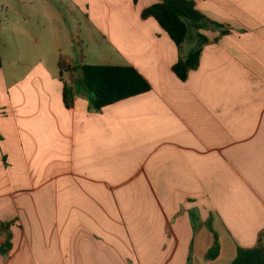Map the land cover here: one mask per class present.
I'll list each match as a JSON object with an SVG mask.
<instances>
[{"label":"crops","instance_id":"0c3cea01","mask_svg":"<svg viewBox=\"0 0 264 264\" xmlns=\"http://www.w3.org/2000/svg\"><path fill=\"white\" fill-rule=\"evenodd\" d=\"M191 1L230 33L191 29L178 47L143 18L162 0H0V264H233L258 246L264 0ZM12 11L42 30L24 33ZM7 32L29 47L64 44L79 64L55 74L40 60L20 76L21 57L5 60ZM200 35L199 68L181 81L174 67ZM84 65L133 67L151 90L92 111Z\"/></svg>","mask_w":264,"mask_h":264},{"label":"trees","instance_id":"16d2710c","mask_svg":"<svg viewBox=\"0 0 264 264\" xmlns=\"http://www.w3.org/2000/svg\"><path fill=\"white\" fill-rule=\"evenodd\" d=\"M134 1L138 3L139 0ZM150 17L159 22L178 47H181L188 40L191 29H218L221 30L223 36L230 33L229 29L203 16L191 0H162L161 3L144 11L143 18ZM199 41L200 46L174 67V72L181 81H186L189 74L199 68L202 46L209 43L208 39L201 35ZM80 70L90 98L91 110L95 112L151 90L147 80L133 67L84 65ZM72 97L73 91L65 87L64 101L67 108L72 106ZM2 141L3 138L0 135V143ZM8 247V244L5 245L0 249V252H6ZM219 254L220 246L218 237H216L215 246L208 253L207 259L215 260ZM233 264H264V235L259 239L255 249H238Z\"/></svg>","mask_w":264,"mask_h":264},{"label":"rangeland","instance_id":"374dc122","mask_svg":"<svg viewBox=\"0 0 264 264\" xmlns=\"http://www.w3.org/2000/svg\"><path fill=\"white\" fill-rule=\"evenodd\" d=\"M10 17L14 19V22L11 20V22L15 24L14 26L26 30V31H23L24 33H26L28 29H32L34 31L42 30L36 24L35 21H29L27 13L25 14L23 18H19L15 16L14 12L12 11L10 13ZM68 28H69L68 31L70 35V26ZM73 30H76V28L73 27ZM21 35L22 34L19 35L21 39H19V42L17 43L15 41L13 42L9 41L10 34L8 32L5 35H3L4 39L6 40L8 38L7 42L8 41L10 42L8 49L4 52L5 60L8 62V60L10 59L12 60V59H15L16 57H21L20 59L21 63H25V64H22L25 66H21L18 68V71H17L18 75L23 76L27 74L28 72H30L32 66L37 64L40 60L44 61L49 67V69L55 74L60 71V65H63L66 62H69V60L76 62V64H79V61L81 58L80 53H77V52L74 53V51L71 52L68 46H64V44H62L63 48L60 51V49H57V47L49 44L47 40H45V42H42L35 48L33 46L29 47L28 46L29 43L25 39L22 40ZM68 36L67 35L65 37L62 36L60 38L61 43H63L64 39ZM86 37L87 35H84V40L88 41L87 39L88 37L87 38ZM91 40H94V39L92 38ZM83 50H84L83 55L87 57V62L91 64H96L97 63L96 57L98 54L92 53L91 51L86 52L85 47L83 48ZM61 71H62V68H61Z\"/></svg>","mask_w":264,"mask_h":264},{"label":"built area","instance_id":"2783aa9c","mask_svg":"<svg viewBox=\"0 0 264 264\" xmlns=\"http://www.w3.org/2000/svg\"><path fill=\"white\" fill-rule=\"evenodd\" d=\"M7 236H8V229L1 228L0 229V249H2L5 245H7Z\"/></svg>","mask_w":264,"mask_h":264}]
</instances>
